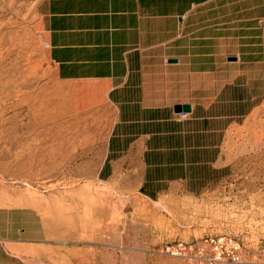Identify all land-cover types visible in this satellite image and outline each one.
Masks as SVG:
<instances>
[{
  "label": "crops",
  "instance_id": "obj_1",
  "mask_svg": "<svg viewBox=\"0 0 264 264\" xmlns=\"http://www.w3.org/2000/svg\"><path fill=\"white\" fill-rule=\"evenodd\" d=\"M37 12L56 80L86 86L71 111L107 113L98 182L149 201L236 196L230 150L264 79V0H40ZM50 237L38 208L0 205V264H44Z\"/></svg>",
  "mask_w": 264,
  "mask_h": 264
},
{
  "label": "rangeland",
  "instance_id": "obj_2",
  "mask_svg": "<svg viewBox=\"0 0 264 264\" xmlns=\"http://www.w3.org/2000/svg\"><path fill=\"white\" fill-rule=\"evenodd\" d=\"M39 1L0 0V205H31L45 216L52 247L44 264H207L167 247L220 234L244 242L237 264H264V79L253 80L256 111L230 150L236 196L149 201L116 192L95 176L107 113L71 111L85 103L71 93L86 86L56 80ZM39 156L46 172L37 171Z\"/></svg>",
  "mask_w": 264,
  "mask_h": 264
},
{
  "label": "built area",
  "instance_id": "obj_3",
  "mask_svg": "<svg viewBox=\"0 0 264 264\" xmlns=\"http://www.w3.org/2000/svg\"><path fill=\"white\" fill-rule=\"evenodd\" d=\"M167 249L172 254H187L188 251H192L197 259L207 264H237L243 261L245 246L237 236L220 234L206 235L188 244L180 241L169 245Z\"/></svg>",
  "mask_w": 264,
  "mask_h": 264
},
{
  "label": "water",
  "instance_id": "obj_4",
  "mask_svg": "<svg viewBox=\"0 0 264 264\" xmlns=\"http://www.w3.org/2000/svg\"><path fill=\"white\" fill-rule=\"evenodd\" d=\"M177 111H187L189 110V106L188 105H183V106H176L175 107Z\"/></svg>",
  "mask_w": 264,
  "mask_h": 264
},
{
  "label": "bare ground",
  "instance_id": "obj_5",
  "mask_svg": "<svg viewBox=\"0 0 264 264\" xmlns=\"http://www.w3.org/2000/svg\"><path fill=\"white\" fill-rule=\"evenodd\" d=\"M73 124V123H72ZM76 124V123H75ZM88 125V124H87ZM91 127V126H90ZM90 127H88V128H90ZM86 128H87V126H86ZM86 131V130H85ZM84 131V132H85ZM70 133V132H69ZM81 133V132H80ZM73 135V134H72ZM83 135V134H82ZM84 137V136H83ZM70 159H71V157H69ZM24 170H26V168H24ZM94 205V204H93ZM99 205H100V203H99ZM104 205V204H103ZM107 205V204H106ZM117 209V208H116ZM77 238V237H76Z\"/></svg>",
  "mask_w": 264,
  "mask_h": 264
}]
</instances>
